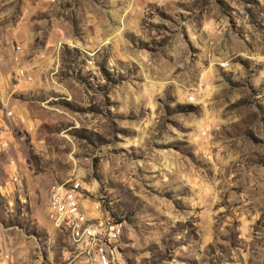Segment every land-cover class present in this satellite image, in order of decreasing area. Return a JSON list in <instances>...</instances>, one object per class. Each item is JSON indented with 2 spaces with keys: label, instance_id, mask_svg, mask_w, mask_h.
Segmentation results:
<instances>
[{
  "label": "rangeland",
  "instance_id": "obj_1",
  "mask_svg": "<svg viewBox=\"0 0 264 264\" xmlns=\"http://www.w3.org/2000/svg\"><path fill=\"white\" fill-rule=\"evenodd\" d=\"M72 181L116 264H264V0H0V264H86Z\"/></svg>",
  "mask_w": 264,
  "mask_h": 264
},
{
  "label": "built area",
  "instance_id": "obj_2",
  "mask_svg": "<svg viewBox=\"0 0 264 264\" xmlns=\"http://www.w3.org/2000/svg\"><path fill=\"white\" fill-rule=\"evenodd\" d=\"M188 98L195 99L193 95ZM63 185H65V193L57 195V204L60 208H64L65 219L58 221V226L70 236V240L75 246L72 254L84 256L86 264H116L117 258L112 255L115 224H112L110 218L107 217V211L105 218L93 219L95 231H89V246L81 247V243H79V226H83V219L90 218V212H95L96 205H105L106 207V196L100 197V204H92L89 208L84 204L88 188L78 189L73 198H66V183ZM122 223L123 221L120 220V224ZM104 251H111V259H104Z\"/></svg>",
  "mask_w": 264,
  "mask_h": 264
},
{
  "label": "bare ground",
  "instance_id": "obj_3",
  "mask_svg": "<svg viewBox=\"0 0 264 264\" xmlns=\"http://www.w3.org/2000/svg\"><path fill=\"white\" fill-rule=\"evenodd\" d=\"M64 184V183H63ZM59 184L55 186L50 195H49V201L53 206L54 213L57 219V225L58 221H64L65 219V211L64 208H60L59 204H57V195L59 193H65V185ZM81 189L80 182H67L66 183V198H73L74 193H77V190ZM115 225V237L117 236V230ZM60 227V226H59ZM89 231H95V224L88 225L87 227H84L81 229V226H79V241L85 242L86 247L89 246ZM104 259H111L109 251H104Z\"/></svg>",
  "mask_w": 264,
  "mask_h": 264
}]
</instances>
